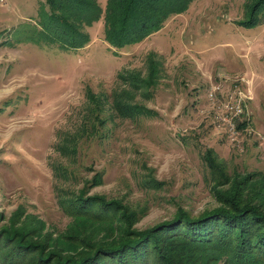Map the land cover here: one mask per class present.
<instances>
[{"label": "rangeland", "instance_id": "obj_1", "mask_svg": "<svg viewBox=\"0 0 264 264\" xmlns=\"http://www.w3.org/2000/svg\"><path fill=\"white\" fill-rule=\"evenodd\" d=\"M6 1L0 7V228L22 231L24 242L43 246L42 253L70 254L78 250L71 229L94 240L104 228L63 211L60 199L70 198L69 190L140 208L133 225L143 231L172 219L177 208L193 216L217 208L201 160L205 149L229 174H264V24L236 25L245 15L243 0H196L116 55L100 22L84 25L87 42L69 49L43 33L48 0ZM105 1L99 0L102 7ZM149 55L159 78L152 97L135 100L157 117H115L103 130L106 138L83 141L75 159L61 155L59 134L81 128L87 92L110 95L121 87L120 73L145 76ZM229 97L240 98L236 117L225 108ZM65 169L72 178L60 174ZM96 173L101 184L91 185ZM145 181L158 186L141 189Z\"/></svg>", "mask_w": 264, "mask_h": 264}, {"label": "trees", "instance_id": "obj_2", "mask_svg": "<svg viewBox=\"0 0 264 264\" xmlns=\"http://www.w3.org/2000/svg\"><path fill=\"white\" fill-rule=\"evenodd\" d=\"M195 1L106 0L102 7L99 0H48L41 28L44 35L52 36L48 37L50 42L74 49L82 48L88 40V35L81 32L83 26L100 22L103 41L116 55L117 51H127L159 32L170 17L182 15ZM243 1L245 15L236 25H263L264 0ZM147 68L143 77L132 72L128 76L118 74L121 87L110 95L100 93L96 98L87 92L90 103L81 128L73 135L59 134L63 143L55 149L75 159L83 141L107 137L103 130L115 117L137 121L157 117L154 110L135 100L136 95L152 97L150 93L157 84L159 68L153 55L147 57ZM105 107L113 113L109 115ZM212 154L205 149L201 160L217 208L203 210L196 216L177 208L169 221L140 231L133 225L143 214L140 208L118 199L86 197L83 191L69 190L66 195H71V199H60L63 211L89 227H103L104 233L94 240L81 239L71 229L78 250L60 255L42 253L41 245L32 249L35 244L24 242L25 233L20 230L0 228V264H23L22 256L28 263L37 258L41 264H264V174H229ZM67 171L60 174L72 178ZM101 179L102 173H96L90 183L100 185ZM156 186L150 187L146 181L140 184L141 189Z\"/></svg>", "mask_w": 264, "mask_h": 264}, {"label": "built area", "instance_id": "obj_3", "mask_svg": "<svg viewBox=\"0 0 264 264\" xmlns=\"http://www.w3.org/2000/svg\"><path fill=\"white\" fill-rule=\"evenodd\" d=\"M6 3H7L6 0H0V7L4 6ZM215 90H216V87L210 91L209 96H208L209 100L212 102L215 100V94H214ZM240 103H241L240 98L238 100H232V97L228 98V102L226 103L225 108L234 112V116L232 117H236L241 112L242 108H241Z\"/></svg>", "mask_w": 264, "mask_h": 264}]
</instances>
